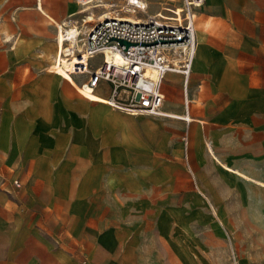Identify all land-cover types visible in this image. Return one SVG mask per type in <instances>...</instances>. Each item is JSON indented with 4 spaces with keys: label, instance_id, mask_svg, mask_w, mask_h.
Wrapping results in <instances>:
<instances>
[{
    "label": "crops",
    "instance_id": "0c3cea01",
    "mask_svg": "<svg viewBox=\"0 0 264 264\" xmlns=\"http://www.w3.org/2000/svg\"><path fill=\"white\" fill-rule=\"evenodd\" d=\"M86 9L0 0V264H201L174 245L206 234L175 229L212 218L264 241V0L197 8L188 120L168 73L174 120L146 153L142 121L102 103L103 88L84 93L85 75L51 70L56 23ZM246 255L264 264V246Z\"/></svg>",
    "mask_w": 264,
    "mask_h": 264
},
{
    "label": "built area",
    "instance_id": "2783aa9c",
    "mask_svg": "<svg viewBox=\"0 0 264 264\" xmlns=\"http://www.w3.org/2000/svg\"><path fill=\"white\" fill-rule=\"evenodd\" d=\"M77 1L83 3L88 0ZM182 1L183 15H176L171 20L161 19L158 15H147L141 22L130 21L123 19L118 11L112 17L97 19L95 22H86L83 15L79 18L80 22L68 19L61 23L65 36L57 44L55 62L57 63L60 54L69 53L70 49L81 60L83 53L78 48L80 45L88 54V64L73 63L67 57L68 63H72V75L86 76V80L80 85L86 84L95 91L98 88L107 89L108 95L102 103L130 115L163 113L162 81L168 73L177 74L182 79L183 106L185 119L188 120V82L196 51L194 13L191 9L203 5L206 0ZM128 4L129 7L124 12L129 14L143 8L136 0ZM82 23L86 24L85 28L81 27ZM56 28L58 33L59 27ZM70 28L75 30L72 38L67 36ZM119 40H124L129 45L126 47ZM105 47L117 51L121 61L115 64L100 56L99 63L92 67V60ZM150 71H155L154 77L150 76ZM15 184L18 185L17 182Z\"/></svg>",
    "mask_w": 264,
    "mask_h": 264
},
{
    "label": "rangeland",
    "instance_id": "374dc122",
    "mask_svg": "<svg viewBox=\"0 0 264 264\" xmlns=\"http://www.w3.org/2000/svg\"><path fill=\"white\" fill-rule=\"evenodd\" d=\"M96 3H111L113 6L109 7V9L116 10L115 12H119V15H129V13L124 12V10L129 7V4H127L128 0H93ZM149 2V5L147 7V12L150 15H155L157 14L158 16L164 18V19H174V16L172 15H183L182 7H183V1L182 0H147ZM81 4L84 8L87 5H90L92 3H87L84 5L83 3ZM108 7H93L90 8L89 10L95 12V15L100 14L103 10L107 9ZM198 7H194L191 9V12L196 14V10ZM88 10V11H89ZM88 11H83L82 15L86 14ZM136 14L138 16H146L144 12L141 10H136ZM79 22V21H78ZM196 23V19H195ZM100 56H96L92 62L91 66L94 67L96 64L99 63L100 61ZM56 70H61V69H56ZM63 71V70H61ZM68 72V71H65ZM69 79V78H68ZM166 84H169V82H165ZM108 92L107 89L103 91V93ZM76 95L83 99L84 101L92 104V105H102L99 102H93V101H88L87 99L83 98L79 93L76 91ZM179 97V96H178ZM179 99V98H178ZM108 107V106H105ZM177 105L169 101L167 103V108L173 109L176 108ZM110 108V107H109ZM112 109V108H110ZM119 113L122 115L127 116V120L130 119H135L142 121L139 126L141 127V132L142 136L146 139V142L143 144L144 150L147 148L151 150L149 147L152 146L154 143L152 140H155V137L158 135H169V131L167 129L168 125H172L170 122L171 120H174L172 116L165 115V113H161L159 115H129L126 114L125 112L116 109ZM153 121H161L165 127L158 128L152 124ZM134 129V128H132ZM138 131V129H137ZM162 133H159L161 132ZM150 138V140H148ZM149 141V143H148ZM146 153V150H145ZM143 154V161L146 158V154ZM175 231H185V232H200L206 235L202 236L201 240H183V239H178L175 240V249H179L182 247V245H188L190 246L186 247V253H191L192 259L198 261L201 264H240L241 260H245L247 258L246 251L248 247H251L252 245L256 248L259 249L264 246V241L260 239H254V240H245V239H238L235 236V229L232 227L231 224L223 222L220 224L219 222L217 223L216 221L212 220L208 221L206 224L203 225H190L186 227L179 226L178 228L175 229ZM189 237V236H187ZM206 242V245H205Z\"/></svg>",
    "mask_w": 264,
    "mask_h": 264
},
{
    "label": "bare ground",
    "instance_id": "6f19581e",
    "mask_svg": "<svg viewBox=\"0 0 264 264\" xmlns=\"http://www.w3.org/2000/svg\"><path fill=\"white\" fill-rule=\"evenodd\" d=\"M99 1V0H98ZM133 0H128L127 1V4L129 2H131ZM100 2V1H99ZM136 2L141 5L143 8H142V12H144L146 14V16H152L150 14H148L147 12V7L149 5V2L147 0H136ZM87 3H92L90 5H87L85 8H87L85 11H88L90 8H93V7H97V6H103V7H108L107 9L103 10L102 12H100V14L98 15H95L93 11L89 10L86 14L83 15L84 19L86 22H90V21H97V19H102L104 17L108 18V17H112V15H115V11L116 10H112V9H109V7L113 6V4L109 3H104V2H101V3H96L95 1L93 0H88L87 2H83L84 5H86ZM127 9V8H126ZM125 9V10H126ZM131 9V7H130ZM83 10V9H82ZM124 10V11H125ZM78 13V12H77ZM157 15V14H155ZM70 16V15H69ZM73 16V15H72ZM172 16H176V15H172ZM82 17V16H81ZM121 17H123V19H127V20H130V21H136V22H141L144 20L145 16H138L135 12L131 13V14H127V15H122ZM161 19H164L161 17ZM168 20V19H167ZM55 22V21H54ZM64 22V21H63ZM74 22V21H72ZM80 22V20H79ZM208 22V21H207ZM56 23V22H55ZM200 23V22H199ZM198 22L195 23V28L197 30V28L199 27ZM205 23V22H204ZM57 26L59 27V32L56 33V41H55V54H54V57H53V61L51 62L50 64V67H51V70L54 72H57L59 75L61 74L60 71L56 70L57 68L58 69H61L63 71H68L71 75H72V63L69 64L68 61H67V57H69V59H72L71 61L73 63H87L88 64V60H87V53L85 52L84 48H81L80 45H78V48L80 49V51H82L83 53V58L80 60V56L79 57H76L75 55V52L72 51V49H70V52L69 53H65L64 55L63 54H60V56L57 58V63L55 62L56 61V53H57V44L61 43V41L63 40L64 38V32H63V26L61 25V23H56ZM210 24V22H209ZM85 23H82L81 24V27L82 28H85ZM205 25V24H204ZM207 26V25H206ZM203 27V26H202ZM201 27V28H202ZM205 27V26H204ZM206 28V27H205ZM57 29V28H56ZM204 29V28H203ZM207 30V29H206ZM74 33H75V30L73 28H70V30H67V36L69 38H72V36H74ZM100 54H98L97 56H101L102 59L105 58V60L107 62H111V63H119L121 61V56L119 55V53L117 51H114L113 49H110L109 47H105L103 48L102 50H100L99 52ZM95 57V56H94ZM150 74V76L154 77L155 76V71H150L148 72ZM80 85V84H79ZM80 88L81 90L84 92V93H92L94 92L93 89H91L88 85L84 84V85H80ZM78 91V90H77ZM79 92V91H78ZM105 99H103L101 102L105 101ZM171 115H173V113H170ZM180 116V115H179ZM208 145V144H207ZM210 146V144H209ZM211 152V151H210ZM214 157V156H213ZM222 165V164H221ZM229 169V168H228ZM235 173H236V170H235ZM263 184V183H262Z\"/></svg>",
    "mask_w": 264,
    "mask_h": 264
},
{
    "label": "water",
    "instance_id": "95a60500",
    "mask_svg": "<svg viewBox=\"0 0 264 264\" xmlns=\"http://www.w3.org/2000/svg\"><path fill=\"white\" fill-rule=\"evenodd\" d=\"M119 42L120 44H124L126 47L129 45V43L124 40H119Z\"/></svg>",
    "mask_w": 264,
    "mask_h": 264
}]
</instances>
